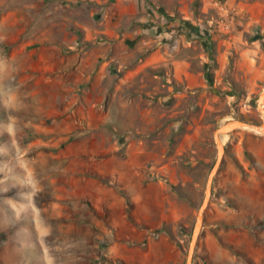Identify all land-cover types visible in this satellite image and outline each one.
I'll use <instances>...</instances> for the list:
<instances>
[{
	"label": "rangeland",
	"instance_id": "1",
	"mask_svg": "<svg viewBox=\"0 0 264 264\" xmlns=\"http://www.w3.org/2000/svg\"><path fill=\"white\" fill-rule=\"evenodd\" d=\"M262 93L264 0H0V262L186 264ZM261 131L227 135L193 264H264Z\"/></svg>",
	"mask_w": 264,
	"mask_h": 264
},
{
	"label": "water",
	"instance_id": "2",
	"mask_svg": "<svg viewBox=\"0 0 264 264\" xmlns=\"http://www.w3.org/2000/svg\"><path fill=\"white\" fill-rule=\"evenodd\" d=\"M263 103H264V93H262L260 96V107ZM261 113L264 114V108L262 107H261ZM246 125L255 126L257 128L262 127L264 129V124H262L261 126H258V125L248 124L244 120H234V121H228V122L222 123L214 132V137L216 139V144L218 147L217 159L213 167L211 168V171L207 178L204 198H203L201 207L198 211V214L196 216L194 228H193L192 235H191V242H190V246H189V250L187 254L186 264H193L195 250H196L197 243L199 241L201 231L203 228V224H204L205 213H206V210L208 209V206H209V203L212 197L213 183H214V180L223 162V158L225 155V146L222 144V139L224 138V136L229 135L241 129L242 127Z\"/></svg>",
	"mask_w": 264,
	"mask_h": 264
},
{
	"label": "crops",
	"instance_id": "3",
	"mask_svg": "<svg viewBox=\"0 0 264 264\" xmlns=\"http://www.w3.org/2000/svg\"><path fill=\"white\" fill-rule=\"evenodd\" d=\"M248 56H249V58L251 59V64H253V63H258L256 60H255V58L253 57V55L252 54H248ZM159 57H160V52H158V51H156V52H154V53H152L151 55H149L146 59H145V61H144V63H143V67L142 68H147V67H156V65L158 64V61H159ZM83 70V69H82ZM81 75H83L84 76V74H82L81 73ZM122 81H124V83H127V82H129V80L127 79H122ZM121 202V200L118 202V203H120ZM110 207H113V205H111ZM99 223L97 224V226H98V228L99 229H101V230H104V228H103V226H102V224L100 223V221H98ZM120 223H117L116 222V225H119ZM10 245V247H8L7 245L5 246L6 248H3L2 249V251L4 250L5 252L6 251H9L12 247H14V248H12L13 250H15V251H18V250H21V251H26L27 253H29V252H35V249H34V247H29L28 245L27 246H22V245H16V246H14V245H11V243L9 244ZM1 259L4 261V262H0V264H61V262H7L6 261V258H5V256H4V258L3 257H1ZM27 259V258H26ZM28 260V259H27ZM65 264L67 263V262H64ZM71 263H73V262H71ZM76 263V262H75ZM81 264V263H80ZM91 264H102V262H91Z\"/></svg>",
	"mask_w": 264,
	"mask_h": 264
},
{
	"label": "bare ground",
	"instance_id": "4",
	"mask_svg": "<svg viewBox=\"0 0 264 264\" xmlns=\"http://www.w3.org/2000/svg\"><path fill=\"white\" fill-rule=\"evenodd\" d=\"M260 110H261V108H260ZM244 127H245V128H249V129H251V130H253V131H256V132H260V133H262L261 130L264 131V129H262V128H259V127L256 128V127L251 126V125H246V126H244ZM226 137H227V135L224 136V138L222 139V144H223V145L226 143Z\"/></svg>",
	"mask_w": 264,
	"mask_h": 264
},
{
	"label": "trees",
	"instance_id": "5",
	"mask_svg": "<svg viewBox=\"0 0 264 264\" xmlns=\"http://www.w3.org/2000/svg\"><path fill=\"white\" fill-rule=\"evenodd\" d=\"M221 169V168H220ZM219 172H220V170H219ZM219 172H218V174H219ZM213 192H214V187H213Z\"/></svg>",
	"mask_w": 264,
	"mask_h": 264
}]
</instances>
